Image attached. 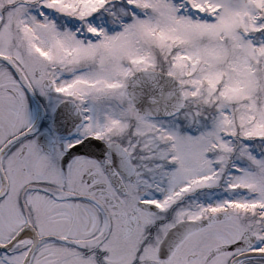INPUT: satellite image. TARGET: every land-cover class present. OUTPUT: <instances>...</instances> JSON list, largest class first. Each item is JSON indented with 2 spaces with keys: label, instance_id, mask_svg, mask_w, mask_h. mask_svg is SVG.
Masks as SVG:
<instances>
[{
  "label": "snow or ice",
  "instance_id": "6c2138e0",
  "mask_svg": "<svg viewBox=\"0 0 264 264\" xmlns=\"http://www.w3.org/2000/svg\"><path fill=\"white\" fill-rule=\"evenodd\" d=\"M0 264H264V0H0Z\"/></svg>",
  "mask_w": 264,
  "mask_h": 264
}]
</instances>
